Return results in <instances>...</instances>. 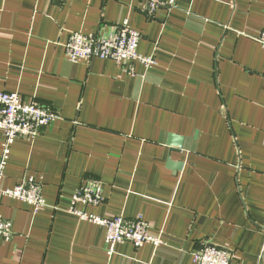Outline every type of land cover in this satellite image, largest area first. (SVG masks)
<instances>
[{
	"label": "crops",
	"instance_id": "obj_1",
	"mask_svg": "<svg viewBox=\"0 0 264 264\" xmlns=\"http://www.w3.org/2000/svg\"><path fill=\"white\" fill-rule=\"evenodd\" d=\"M144 5L0 0V91L60 115L12 147L2 186L40 182L53 207L34 214L0 197L14 229L0 240V264H194L202 241L233 251V264H264V0H177L154 18ZM125 19L141 33L139 52L155 56L152 69L66 58L70 33L107 35ZM92 179L104 201L77 209L143 215L164 244L119 243L110 256L105 227L70 211Z\"/></svg>",
	"mask_w": 264,
	"mask_h": 264
},
{
	"label": "built area",
	"instance_id": "obj_2",
	"mask_svg": "<svg viewBox=\"0 0 264 264\" xmlns=\"http://www.w3.org/2000/svg\"><path fill=\"white\" fill-rule=\"evenodd\" d=\"M176 6L177 0H145L142 10L149 18H154L161 7L171 13ZM256 39L264 47V30L258 33ZM140 40L141 33L132 28L129 20L125 19L121 24L114 25L107 35L74 31L70 33L64 46L66 58L72 63L95 58L112 59L134 74V61L143 63L148 70L157 64L154 55L146 56L139 52ZM59 118L56 111L36 102L27 103L17 92L0 91V197L8 196L26 202L32 206L34 214L53 207L43 195L42 184L23 179L15 187L5 188L2 181L14 143L18 139L34 142L46 127ZM103 201L102 184L100 180L92 179L73 193L70 211L81 220L105 227L110 256L115 253L119 243L130 242L136 248L146 244L155 247L164 244L163 231L153 232L143 215L101 217L76 208L77 203L97 206ZM13 235V221L0 215V240L10 241ZM233 259V251L209 241H202L193 252L194 264H233Z\"/></svg>",
	"mask_w": 264,
	"mask_h": 264
},
{
	"label": "water",
	"instance_id": "obj_3",
	"mask_svg": "<svg viewBox=\"0 0 264 264\" xmlns=\"http://www.w3.org/2000/svg\"><path fill=\"white\" fill-rule=\"evenodd\" d=\"M170 137H171V140L169 141V145L170 146H172L173 148L174 147L175 148H178V149L182 148V138L177 137L176 135H171ZM172 150H174V149H172ZM181 165L182 164H175V163H173V161L171 159H169V166L170 167H172V168H174V167L178 168Z\"/></svg>",
	"mask_w": 264,
	"mask_h": 264
}]
</instances>
